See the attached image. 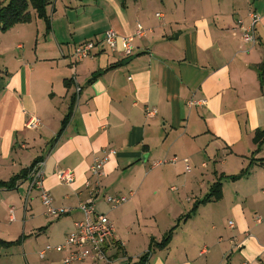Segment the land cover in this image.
Returning a JSON list of instances; mask_svg holds the SVG:
<instances>
[{
	"label": "crops",
	"instance_id": "0c3cea01",
	"mask_svg": "<svg viewBox=\"0 0 264 264\" xmlns=\"http://www.w3.org/2000/svg\"><path fill=\"white\" fill-rule=\"evenodd\" d=\"M161 4L165 12L151 14L155 5L148 0H55L46 29L53 50L48 55L37 47L34 54L26 50L28 40L2 45L10 31L0 35V180L9 181L36 160L45 163L44 188L55 207L70 209L55 218L70 219L60 245L84 219L80 205L97 182L91 166L115 152L104 166L96 210L115 223L123 244V255L112 251L110 264H129L138 262L151 240L161 242L221 175L247 169L238 180L223 178V198L200 205L147 264H264V146L258 150L253 141L264 130V0ZM252 13L260 18L256 45L243 41L239 24L248 25ZM139 26L142 38L135 36ZM109 30L118 35L115 48L104 42ZM129 37L133 53L125 56ZM88 42L98 43L93 54L75 60L74 49ZM34 120L35 129L29 126ZM173 158L178 161L171 163ZM185 159L194 165L191 173ZM162 161L167 163L157 166ZM65 171L75 173L72 184L60 181ZM175 182L178 193L169 188ZM105 195L129 197L131 205L116 213L128 201L113 209ZM150 195L154 205L146 203ZM149 209L156 226L162 224L160 232L139 219L133 232V211L137 219ZM131 250L138 252L131 257ZM55 253L61 256L39 258L63 264L64 254Z\"/></svg>",
	"mask_w": 264,
	"mask_h": 264
},
{
	"label": "rangeland",
	"instance_id": "374dc122",
	"mask_svg": "<svg viewBox=\"0 0 264 264\" xmlns=\"http://www.w3.org/2000/svg\"><path fill=\"white\" fill-rule=\"evenodd\" d=\"M122 1V0H119ZM125 0L124 2H126ZM152 1L155 7L151 8L150 13L155 14L156 12L162 13L165 12L164 8L161 4V0H148ZM0 0V7L6 5L7 3H2ZM8 2V1H7ZM55 0H52L54 4ZM130 2V0H128ZM132 2V1H131ZM254 3V2H253ZM53 4L49 6L48 11L50 12V17L52 16ZM32 21L27 24H18L12 29L6 36L2 45L8 44L9 42H26L29 41V45L26 46V50H32V54H34V49L39 51L40 55H48L51 53L52 46L49 42L50 38L47 39L46 36V23L39 19L35 12L31 10ZM159 19L156 20L157 23ZM25 27L28 32L24 33V31L20 30ZM21 32H20V31ZM40 30V37H38V31ZM19 31V32H17ZM17 32V33H16ZM16 33V34H15ZM63 33L65 34V30L63 29ZM59 32V34H63ZM5 34V33H2ZM20 39V40H18ZM39 39V40H38ZM38 42V44L36 43ZM26 44H28L26 42ZM4 47V46H3ZM109 52L110 48H107ZM23 51H17L16 54L20 55ZM57 56L62 58L60 51H58ZM2 60L0 58V69L2 68ZM3 69V68H2ZM207 163L208 160L204 159ZM194 168V165L191 164ZM194 170V169H193ZM190 175V174H187ZM182 179V178H181ZM29 184L30 181L27 180L24 183H20L17 188L13 190H1L0 191V239L4 241H17L20 237H25L22 244L14 245L10 248H2L0 250V264H44L51 258L57 259L61 254H56L54 251L49 252L47 261H42L39 258V254L41 251L45 250L48 246L56 247L59 242H61L65 235L68 233V228L70 226V219L64 216L59 220L53 217L45 216V207L42 205V202L38 196L36 190L31 193L29 198H27L29 194ZM174 187V193H178L180 186L178 184L172 183L169 185V188ZM173 191V190H172ZM32 192V191H31ZM177 194H175L176 197ZM156 198L152 195L147 197L146 203L149 205H154L152 203L156 202ZM131 202L124 204L123 207L118 208L115 212L119 213L123 209L129 207ZM14 208V221H10L9 219V209ZM147 215L142 212L139 214V217L136 219L134 211L132 213L133 222L131 219V227L132 231L136 229L137 222L139 219V223L142 226H148L149 228H155V234L160 232V228L162 224L160 223V228L156 226L155 220L150 218L151 213H154L153 209H149ZM134 215V216H133ZM148 216V217H147ZM134 224V225H133ZM44 229V231H40V229ZM157 236V235H156ZM132 256L136 255L138 251H133ZM142 253L141 255H143ZM57 256V257H56ZM137 258V257H136ZM115 263L120 264L119 260H115ZM102 264V263H100Z\"/></svg>",
	"mask_w": 264,
	"mask_h": 264
},
{
	"label": "built area",
	"instance_id": "2783aa9c",
	"mask_svg": "<svg viewBox=\"0 0 264 264\" xmlns=\"http://www.w3.org/2000/svg\"><path fill=\"white\" fill-rule=\"evenodd\" d=\"M251 21L248 25H245L243 21H239L242 30V39L245 43L252 45L257 44L256 27L260 18L257 14L252 13L250 15ZM136 37L142 38L145 36V30L139 26L135 33ZM118 35L115 31L109 30L105 33V43L115 48L117 45ZM134 37H129L124 40V53L125 56H130L133 53ZM97 42H88L84 45H80L74 49V58L76 60H83L90 57L93 54L94 49L97 47ZM39 125L38 120L30 122V127L35 129ZM115 152H110L109 155ZM109 155L104 158L96 159L93 166L90 168V172L97 178V182L90 192V198L80 205V210L84 215V219L74 224V230L67 235L63 244L56 247L48 246L43 250L39 256L44 259L48 252L63 253V264H75V263H96V264H110L112 262V251H118L123 244L119 242L117 237V227L115 223L105 214L98 213L96 210V203L99 195L101 194L100 179L104 177V166L109 159ZM171 163H176L177 158L170 160ZM167 163V161L158 162L157 166ZM185 171L187 173L192 172V166L188 159L184 160ZM59 179L65 184H72L75 181V173L72 171H65L59 174ZM28 180L30 181L29 194L34 189L40 190V200L45 207V212L48 217H59L70 209L57 208L54 206L52 195L44 188L45 180V163L39 162L31 171ZM90 185L89 183H87ZM175 191V188H172ZM133 196V193L131 194ZM105 201L111 208L115 209L122 204L126 203L129 197L125 196H112L105 195ZM9 219L14 221V208L9 209ZM232 225V223H231Z\"/></svg>",
	"mask_w": 264,
	"mask_h": 264
},
{
	"label": "trees",
	"instance_id": "16d2710c",
	"mask_svg": "<svg viewBox=\"0 0 264 264\" xmlns=\"http://www.w3.org/2000/svg\"><path fill=\"white\" fill-rule=\"evenodd\" d=\"M7 4L0 7V35L2 33H6L15 27L18 24H27L32 21V14L31 10H33L36 16L43 20L46 23L47 31L51 30V19L48 14V8L52 5V0H7ZM125 1V0H123ZM136 1V0H135ZM76 60V59H75ZM78 61V60H77ZM109 69H112L109 68ZM261 70V85L264 87V64L260 66ZM102 75V72H96L92 75V78L89 80V84L94 82L99 76ZM70 82H66L68 88ZM74 97L72 98V102L69 108V112L63 121V127L68 123L73 109H74ZM62 132V130H61ZM254 143L258 146V150L264 146V130L256 131L253 139ZM264 162V160H260ZM39 160L33 162V164L27 168L23 169L18 175L12 177L9 181H1L0 180V191L1 190H13L18 187V185L26 180H28L31 171L34 167L39 163ZM248 173V170H243L239 175L226 177L221 175L219 179L211 186L210 192L201 200L195 203L192 210L188 213V215L184 216L182 219H179L178 223L172 227L163 237L161 242H156L154 239L151 240L150 247L148 251L140 257L138 262L136 263H129V264H147L148 260L153 254L154 249H164L166 248L171 241L173 240L175 231L180 227L182 222H185L189 218H191L198 210L199 206L202 204H207L211 202H218L223 198V178H229L231 180H238L245 176ZM45 228L40 229V231H44ZM25 237H20L17 241H4L0 239V250L2 248H10L14 245L22 244ZM122 247L119 248L117 255H123Z\"/></svg>",
	"mask_w": 264,
	"mask_h": 264
},
{
	"label": "water",
	"instance_id": "95a60500",
	"mask_svg": "<svg viewBox=\"0 0 264 264\" xmlns=\"http://www.w3.org/2000/svg\"><path fill=\"white\" fill-rule=\"evenodd\" d=\"M133 59H134V57L131 58V59H129L128 61H126L125 64H127L128 62H130V61L133 60Z\"/></svg>",
	"mask_w": 264,
	"mask_h": 264
}]
</instances>
